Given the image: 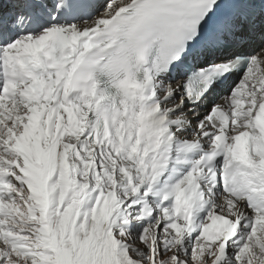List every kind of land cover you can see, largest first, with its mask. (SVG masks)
I'll use <instances>...</instances> for the list:
<instances>
[{
	"label": "snow or ice",
	"instance_id": "snow-or-ice-1",
	"mask_svg": "<svg viewBox=\"0 0 264 264\" xmlns=\"http://www.w3.org/2000/svg\"><path fill=\"white\" fill-rule=\"evenodd\" d=\"M0 264H264V0H0Z\"/></svg>",
	"mask_w": 264,
	"mask_h": 264
}]
</instances>
